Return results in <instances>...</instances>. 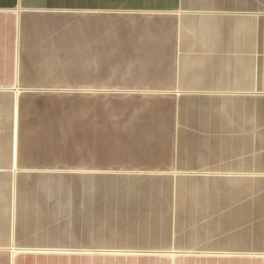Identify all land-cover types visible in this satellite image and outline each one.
Masks as SVG:
<instances>
[{
    "label": "crops",
    "instance_id": "obj_1",
    "mask_svg": "<svg viewBox=\"0 0 264 264\" xmlns=\"http://www.w3.org/2000/svg\"><path fill=\"white\" fill-rule=\"evenodd\" d=\"M123 1L112 4L117 7L111 15L118 37L121 32H130L129 27L155 26L152 28L158 33L153 36L157 38L151 35L152 39L147 40V36L150 38L147 32L148 35L142 34L143 39L134 44L135 48L128 46L130 61L126 67L135 66L132 71L138 74L136 79L142 80L141 86L123 83L100 91L171 97L167 119L159 125L162 130L159 135H137L141 137L137 141H133L136 139L133 135L118 131L111 139L112 159L134 161L112 168H80L77 181L63 178L62 182L51 174H42L43 169H30L28 159L9 166L10 172L5 173L3 171L8 169L5 159H18L19 146L24 142L16 124L20 125L26 118L19 113L17 104L13 101L8 104L7 97L0 94V232L4 233L7 228V244L13 239L25 238L26 232L40 231L37 225L49 218V214L40 209L45 202L60 200L63 204L86 205L91 208V215L103 217L106 201L114 208H144L145 215L158 217L160 225H164L161 232L166 233L164 239L169 242L159 248L185 250L188 247L181 241L190 238L188 233L195 231L192 225L200 223L197 219L203 209L215 208L221 201L214 184L199 182L196 177L209 176L217 167L228 170L226 175H242L241 170L254 164L260 166L258 161L264 160V0ZM163 17L169 18L163 20L165 23L170 20V25L164 26L160 19ZM135 20L138 21L135 23ZM51 21L34 19L23 31L22 41L27 43L29 63L35 70L80 72L84 67L96 70L101 52L94 49L95 46L83 50V45L79 53L73 51V31L68 39L61 34L51 38V31L57 30L55 26L51 29L55 20ZM8 23L7 19L0 18V70L7 68L12 57L8 49L12 46L8 40ZM94 26L96 33L98 23ZM133 35L129 33V43ZM96 37L89 41L97 42ZM84 40L81 39L80 44ZM111 55L112 52L106 54L110 62ZM120 78L132 80L134 77L123 75ZM80 126L72 125L71 132H62L64 137H80ZM79 143L81 148L83 142ZM103 147L104 143L101 154ZM68 167L76 168L71 164ZM16 170L19 171L14 177ZM35 170L39 172L33 174ZM62 184L61 195H58L61 191L50 192ZM2 192L7 194L4 202ZM225 200L222 195V201ZM4 213L9 226L2 219ZM68 216L64 215V219ZM31 218H37L35 224ZM90 219L93 223L94 218ZM69 221L66 223L71 226L66 232L83 226L81 221ZM80 234L82 230L76 236L88 238ZM8 252L0 251V255L8 257V263L13 254H32L16 248ZM176 255L173 260L185 254ZM4 257L0 258L1 264Z\"/></svg>",
    "mask_w": 264,
    "mask_h": 264
},
{
    "label": "rangeland",
    "instance_id": "obj_2",
    "mask_svg": "<svg viewBox=\"0 0 264 264\" xmlns=\"http://www.w3.org/2000/svg\"><path fill=\"white\" fill-rule=\"evenodd\" d=\"M113 2L124 3L123 0H0V18L9 21L7 34L9 44L12 45L8 47L12 52L9 58L11 62L6 65L7 68L0 70V94L7 97L8 104L12 101L17 104L19 113L26 118L20 125L18 123L19 126L16 124L20 139L24 141L19 146L18 159H5L8 169L3 172L9 173V166L28 159L30 169H43L40 171L42 174H51L62 179V182L65 178L77 181L80 168H112L113 165L134 161L112 159L111 139L118 131L133 135L136 138L133 141L141 138L137 135H159L162 130L159 125L167 119L166 110L171 97L117 95L100 91L123 83H130L133 87L141 86L139 84H142V80L136 79L138 74L132 71L135 66L126 67L130 61L127 59L129 51L135 48L136 42L143 39V35L149 33L150 38L147 36L146 39L150 40L151 35L156 36L158 33L153 30L155 26H137L129 27L130 32H121L118 37L111 15L117 8L112 6ZM34 19L46 23L55 20L51 29L55 26L57 30L51 31V38L61 34L68 39L73 31L74 39L71 43L75 52L79 53L80 45H83V50L95 46L94 49L101 52L98 68L89 70L84 67L80 72L36 71L29 63L27 43L22 41L26 24ZM160 19L164 24L169 18ZM126 20L132 21L130 18ZM95 23H98L96 33ZM131 24L134 25V22ZM167 24L170 25V20L164 26ZM129 33L134 34L131 44L128 41L131 39ZM94 36H97V42L92 43L89 40ZM155 36L153 39L157 38ZM83 38L85 40L80 44ZM87 45L90 47L86 48ZM110 52L112 62L106 56ZM131 60L135 62L134 58ZM123 75L134 78H120ZM75 124L81 125L78 129L80 137H64L63 133L71 132L70 127ZM80 141L83 142L81 148ZM102 143L103 154L100 150ZM69 164L76 168H69ZM258 164L260 166L254 164L241 170L242 175H226L224 173L228 170L217 167L210 171L212 174L209 176L196 177L199 182L214 184L217 194L221 195L218 206L203 209V217L197 219L196 215L195 220H200V223L192 225L195 231L188 233L190 238L181 241L183 246L189 248L181 251L202 253L180 255L184 257H175L173 260L172 253L156 252L166 251L159 247L166 245L169 240L164 239L166 233L161 232L164 225H160L158 217L145 215L144 208H114L105 201L101 217L91 215V208L86 205H64L60 200H54L41 204L40 209L46 211L49 218L43 220L45 223L37 225L41 227L40 231L32 234L26 232L25 238L13 239L9 244L5 234L7 228L5 232L2 230L4 233L0 232L1 252H13L15 248L32 252L16 256L13 254L12 258L9 256V263L8 257L0 255V258L4 257L2 264H264V160L258 161ZM37 172L32 171L33 174ZM63 185L57 189L52 188L50 192L61 191L60 194L57 192L61 195ZM74 187L78 188L77 182ZM222 195L226 197L225 201H222ZM6 196V192H2L3 202ZM4 215L2 219L9 226ZM64 215L68 216V219L65 217L66 222H70V219L71 222L83 219V226H79L80 229L76 226L77 233L71 230L66 232L71 225L65 222ZM92 217L93 223L90 219ZM31 219L35 224L37 218ZM79 230H82L81 236L88 238L76 236ZM69 233L72 236L69 237Z\"/></svg>",
    "mask_w": 264,
    "mask_h": 264
},
{
    "label": "water",
    "instance_id": "obj_3",
    "mask_svg": "<svg viewBox=\"0 0 264 264\" xmlns=\"http://www.w3.org/2000/svg\"><path fill=\"white\" fill-rule=\"evenodd\" d=\"M98 251H111V252H129V251H125V250H98ZM130 252H135V251H130ZM158 253H174V254H199L202 252H198V251H156Z\"/></svg>",
    "mask_w": 264,
    "mask_h": 264
}]
</instances>
